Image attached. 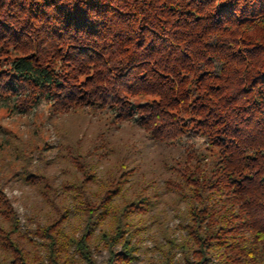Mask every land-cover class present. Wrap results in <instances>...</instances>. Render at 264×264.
<instances>
[{
  "label": "trees",
  "instance_id": "obj_1",
  "mask_svg": "<svg viewBox=\"0 0 264 264\" xmlns=\"http://www.w3.org/2000/svg\"><path fill=\"white\" fill-rule=\"evenodd\" d=\"M0 102L59 149L11 147L0 264H264V0H0Z\"/></svg>",
  "mask_w": 264,
  "mask_h": 264
},
{
  "label": "rangeland",
  "instance_id": "obj_2",
  "mask_svg": "<svg viewBox=\"0 0 264 264\" xmlns=\"http://www.w3.org/2000/svg\"><path fill=\"white\" fill-rule=\"evenodd\" d=\"M97 114H100V112ZM94 122L96 123H93L92 127H90V134L95 132V127L98 125L97 119H95ZM53 124L54 123L49 120V106L44 102L40 103L27 115L15 114L12 112L10 106L9 108L5 107L4 104L0 102V170L2 169V166L9 161L10 151H12V146L15 144V140H19L25 144V150L31 152L32 158H34V161L38 164L41 163L37 161V156H39L38 153L41 154L43 161H55L59 149H57L58 137ZM118 136L128 142L130 146L136 147L137 133L135 130L124 128L123 130H120ZM190 146L200 150L203 148L202 140L198 138L188 139L183 137L178 145L182 151H185V148ZM9 167L12 170H17L15 163H11ZM21 190L22 188H19L13 182H6L3 187L4 194L12 201L13 208L18 214L21 224L24 225L26 220L25 217L28 213L18 201L22 192ZM167 210L168 211L162 215V217L166 215L164 224L173 229L178 225L179 219L174 216L171 210ZM178 233L179 232L175 230V236H177ZM142 236L143 250L146 248L150 249L152 247V240L147 235ZM95 255L98 261H101L106 257L105 252L99 253L96 251ZM133 264H146V259L141 254Z\"/></svg>",
  "mask_w": 264,
  "mask_h": 264
}]
</instances>
